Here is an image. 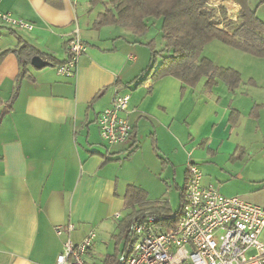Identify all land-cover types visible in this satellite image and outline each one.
Here are the masks:
<instances>
[{"label":"crops","instance_id":"crops-1","mask_svg":"<svg viewBox=\"0 0 264 264\" xmlns=\"http://www.w3.org/2000/svg\"><path fill=\"white\" fill-rule=\"evenodd\" d=\"M91 1L0 0V12L34 24L32 31L0 25V54L16 48L21 38L65 61L67 42L77 28L88 45L73 77L53 65H30V76L19 80L15 53L0 62V109L12 102L0 123V264H54L68 238L78 244L91 232L96 238L86 260L101 264L105 258L99 263L96 253L100 236H118L107 221H120L131 212L127 186L143 188L151 201L167 200L152 199L153 189L142 181L151 178L153 167L155 175L173 177L181 194L189 153L203 173V184L264 207V82L245 76L243 67L209 57L240 72L238 88L230 91L219 81L207 89L203 77L197 86L183 89L172 76L137 86L132 82L151 63L146 43L155 39L157 50L164 47L161 24L158 49V40L147 34L138 36L116 24L96 27L109 0ZM146 21L151 30L158 27L152 18ZM117 90L131 95L135 137L107 145L97 119ZM253 134L259 138L254 142ZM178 178L184 179L183 186ZM235 182V188L227 186ZM70 224L71 233L57 234V227ZM122 249L121 256L125 245Z\"/></svg>","mask_w":264,"mask_h":264},{"label":"built area","instance_id":"built-area-1","mask_svg":"<svg viewBox=\"0 0 264 264\" xmlns=\"http://www.w3.org/2000/svg\"><path fill=\"white\" fill-rule=\"evenodd\" d=\"M213 6L219 5L214 2ZM0 25L17 30L34 29L33 23L5 12H0ZM87 49L77 28L68 41L69 59L57 66L58 72L66 77L75 76L79 60ZM130 99L129 93L117 90L111 105L98 116L100 136L108 145L130 142L135 137L129 120ZM188 157L178 223L174 227L164 226L161 217L154 214L135 222L132 241L123 252L121 263L264 264V239L261 238L264 207L237 195H224L212 184H203L200 167L191 160V153ZM73 229L70 224L57 227L56 232L61 235ZM95 238L94 232L78 244L68 238L54 264H89L86 255Z\"/></svg>","mask_w":264,"mask_h":264},{"label":"trees","instance_id":"trees-1","mask_svg":"<svg viewBox=\"0 0 264 264\" xmlns=\"http://www.w3.org/2000/svg\"><path fill=\"white\" fill-rule=\"evenodd\" d=\"M100 1L102 0H92L91 3L95 5ZM210 2L211 0H109V6L98 16L95 26L116 24L141 36L150 28L146 19L161 20L164 47L157 50L155 39L146 43L151 51V63L132 82L137 86L148 80L157 81L172 76L182 82L184 89L186 86H197L205 77L207 89H212L219 81H224L229 90L234 91L241 83L240 72L231 67L216 65L209 57L203 55L204 49L212 41L219 40L247 54L264 58V20L258 17L256 9L251 8L249 0H235L240 5L236 19H228L223 6L214 8L210 6ZM19 39L16 48L0 54L1 62L9 52L15 53L20 66L19 80L30 76L28 67L34 56H41L56 67L69 59L68 54L65 61H59ZM120 85L121 82L117 80L115 86ZM104 91L98 93L95 100L101 97ZM11 105L12 102L0 109V123L12 108ZM153 147L158 154L159 148L155 139ZM183 196L184 190L180 194L181 206L174 211L167 200L151 201L146 190L133 184L128 185L125 202L126 208L131 212L120 224L121 232L117 236L115 253L107 255L101 264H122L117 256L119 244L123 240L125 249L129 246L133 224L148 214L161 217L164 226L174 227L180 218Z\"/></svg>","mask_w":264,"mask_h":264},{"label":"rangeland","instance_id":"rangeland-1","mask_svg":"<svg viewBox=\"0 0 264 264\" xmlns=\"http://www.w3.org/2000/svg\"><path fill=\"white\" fill-rule=\"evenodd\" d=\"M264 0H249V4L251 8L257 9V15L260 19L264 20ZM217 3L219 6H223L227 11V18L228 19H235V16L237 17V12L239 10L238 6L234 4V1L232 0H211V7L218 8L219 6H213V3ZM220 18V14L218 16ZM155 24H157L158 27H153L152 30L149 28V31H147L145 34L148 37V39H151V37H155L158 40L157 48L160 49L161 47V36H160V27L159 19H152ZM162 25V24H161ZM204 55L213 58L216 62H220L223 64H229L236 67H243L244 75H254L259 80L264 82V58L255 57L252 55H249L245 53L242 50L236 49L234 47L228 46L227 44L219 41L214 40L211 43H209L205 47ZM252 142L256 141V139H259L258 137L254 138V134L251 135ZM105 144H107L105 141H103ZM108 145V144H107ZM182 158H179V161ZM218 167V166H217ZM155 168L151 167V181L148 178L143 179V183L146 185L151 186L153 189V192H151L152 199L157 198H165L167 199L173 210H177L181 206V199H180V190L176 186V182H174L173 177L168 178L167 176L163 175L160 177L159 175H155L156 172H154ZM155 175V176H153ZM142 183V182H141ZM178 183L180 186H183L184 179L178 178ZM238 183H232L231 185H227L229 188H235ZM127 215L124 214V217L118 221L114 217L110 218L106 224L109 226H113L112 233L115 235H119L121 232L120 224L122 220ZM117 236H100L99 240L96 244V253L98 254L99 263L100 260L105 258L107 254H113L116 251L117 247ZM125 241L122 240L120 243L119 249L121 251L123 250V245ZM119 260H121V255H117Z\"/></svg>","mask_w":264,"mask_h":264},{"label":"water","instance_id":"water-1","mask_svg":"<svg viewBox=\"0 0 264 264\" xmlns=\"http://www.w3.org/2000/svg\"><path fill=\"white\" fill-rule=\"evenodd\" d=\"M31 65L37 69L50 66V63L41 56H34L31 60Z\"/></svg>","mask_w":264,"mask_h":264}]
</instances>
